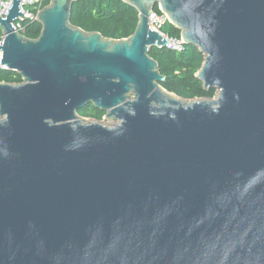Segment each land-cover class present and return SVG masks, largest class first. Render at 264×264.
Masks as SVG:
<instances>
[{
	"label": "water",
	"instance_id": "obj_1",
	"mask_svg": "<svg viewBox=\"0 0 264 264\" xmlns=\"http://www.w3.org/2000/svg\"><path fill=\"white\" fill-rule=\"evenodd\" d=\"M11 0L0 82V264H264V0H122L127 39L50 0L36 39ZM196 46L211 100L182 101L148 55L154 6ZM92 105L107 127L83 124Z\"/></svg>",
	"mask_w": 264,
	"mask_h": 264
},
{
	"label": "trees",
	"instance_id": "obj_2",
	"mask_svg": "<svg viewBox=\"0 0 264 264\" xmlns=\"http://www.w3.org/2000/svg\"><path fill=\"white\" fill-rule=\"evenodd\" d=\"M49 2L42 0L41 9ZM153 11L158 15L161 13L157 5ZM69 22L86 33H99L105 39L122 40L134 33L138 12L122 0H76L71 7ZM23 26L25 38L36 39L40 35L41 25L36 21H25ZM160 32L169 38H180V31L169 22L160 27ZM148 55L157 63L159 73L164 76L165 80L160 86L168 93L183 100H209L216 95L215 89H204L202 82L196 78L204 61V55L196 46L185 45L180 52L151 47ZM0 82L18 85L22 79L16 72L0 70ZM77 114L100 121L105 113L88 105L78 110Z\"/></svg>",
	"mask_w": 264,
	"mask_h": 264
},
{
	"label": "built area",
	"instance_id": "obj_3",
	"mask_svg": "<svg viewBox=\"0 0 264 264\" xmlns=\"http://www.w3.org/2000/svg\"><path fill=\"white\" fill-rule=\"evenodd\" d=\"M10 4H11V0H0V17L1 18H5L7 11L10 7ZM41 4H42V0H21L20 1L19 10L24 15V17L19 19V21L12 23V27L15 30V32L23 35V32H24L23 23L25 21H28L30 23L35 22L36 14L41 10ZM33 10H35L36 13H34ZM159 11L161 12L159 15L154 13L153 11L151 15L149 16V19H148L149 28L151 30L159 32L161 36L166 40L167 42L166 49L180 52L184 47L181 38L179 39L169 38L168 36L163 35L160 32V27L164 25L165 22H168V18L160 9ZM0 32H1V29H0ZM3 42H4V35L1 32L0 47L3 45ZM0 61H2V51L1 50H0ZM0 70H7L5 66L2 65V63H0Z\"/></svg>",
	"mask_w": 264,
	"mask_h": 264
},
{
	"label": "rangeland",
	"instance_id": "obj_4",
	"mask_svg": "<svg viewBox=\"0 0 264 264\" xmlns=\"http://www.w3.org/2000/svg\"><path fill=\"white\" fill-rule=\"evenodd\" d=\"M216 94H217V92H216ZM199 100H207V99H193V100H183L182 99V101H199ZM80 119H82V123L83 124H88V123H92V122H98L99 124L107 126V127H112V126L118 124V121H114L112 119H107V118H104V117L100 121H96V120L91 119V118H83V117H80Z\"/></svg>",
	"mask_w": 264,
	"mask_h": 264
}]
</instances>
